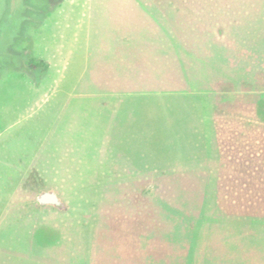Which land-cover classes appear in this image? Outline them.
Here are the masks:
<instances>
[{"label": "rangeland", "instance_id": "374dc122", "mask_svg": "<svg viewBox=\"0 0 264 264\" xmlns=\"http://www.w3.org/2000/svg\"><path fill=\"white\" fill-rule=\"evenodd\" d=\"M29 59L47 69L30 70ZM113 94L123 121L209 100L208 157V125L110 137ZM104 102L115 107L105 112ZM119 140L126 155L111 148ZM243 160L260 185L227 179ZM41 191L56 192L60 207L33 204ZM262 194L264 0H0V238L21 243L16 251L29 232H49L40 223L78 222L81 260L96 236L94 264H103V242L126 262L141 249L143 264H264V220L212 222L194 211L206 199H239L262 216ZM171 221L194 224L196 238L171 244V228H144L136 240L127 227Z\"/></svg>", "mask_w": 264, "mask_h": 264}, {"label": "crops", "instance_id": "0c3cea01", "mask_svg": "<svg viewBox=\"0 0 264 264\" xmlns=\"http://www.w3.org/2000/svg\"><path fill=\"white\" fill-rule=\"evenodd\" d=\"M220 84V83H219ZM224 84L230 85V82H225ZM215 86H217V83H215ZM219 95L220 101H224L222 99L223 93L219 92L217 93V96ZM228 97V100L224 101L226 103H232L233 102V97L232 96H226ZM112 99L117 100L116 110H112L114 107H112L111 103H105L104 106L102 107L105 112H109V109L112 110L109 114V118L105 121V132L106 134H110V137L117 136V137H124V134H128L131 132V130H135L136 134H142L144 131L149 130V128L152 130V132L157 133V131H161L160 127L166 128L167 126H171V133L173 132V129L179 125L180 129L182 131H186L185 125L187 127L189 125L192 126H199L200 130L203 128V131H205V128L210 126V135L208 137L207 143H206V148H205V153L204 156L208 157L209 151H210V146L213 138V124H212V118H211V112L209 109V100H205V102H202V109L201 106H198L194 112L191 107H188L191 112H161L158 108L150 109L148 112H126L124 115L125 119L123 121L122 119V107L121 105L118 104L120 98L118 95L113 94L109 101ZM208 99V98H207ZM212 99L211 101L212 104H215L218 100V97L210 98ZM222 99V100H221ZM104 100V101H108ZM219 101V100H218ZM79 105V103H77ZM66 106L65 111L67 112V107ZM172 106V105H171ZM204 108V111H203ZM118 109V111H117ZM69 112H74V110H71ZM145 114V120L140 119L137 115H144ZM193 114L197 115L196 121H192L191 118ZM75 116V115H74ZM74 118V117H73ZM72 123H74L73 120H71ZM129 127H132V129H127ZM206 133V131H205ZM107 138V137H106ZM111 140V138H110ZM121 144L122 141L119 140ZM116 142V141H115ZM208 144V145H207ZM118 146V147H117ZM125 145H114L111 148L116 149L119 153L121 150L124 151ZM136 146H131V149H136ZM208 148V150H207ZM121 151V152H123ZM208 152V155H207ZM124 153V152H123ZM125 154V153H124ZM126 155V154H125ZM236 173L233 172V175L227 176V179L231 180H236L239 179V176H235ZM256 176H252L249 174V179L255 180ZM259 178V177H258ZM41 191L39 194H41ZM54 192V191H50ZM56 194V192H54ZM234 190H228L227 189V194L233 197ZM37 195V196H38ZM57 195V194H56ZM202 195V194H201ZM203 196V195H202ZM59 198V196L57 195ZM37 199V198H36ZM60 203L61 200L59 199ZM33 202V201H32ZM36 206H39L40 208H54L58 209L61 204L58 206L55 205H50V204H38L37 201H35ZM206 203L203 204L201 202V208L196 209L194 211L196 212H201L208 214L210 219H212V222H218V221H229L230 219L233 220V224H248L251 222V220H254V223L258 220H264V215L258 216L256 213H260V211H257L256 207L253 206V204H250V201H248L247 205L244 203V205H240L241 203L239 202V199H237V202L232 204H213L209 203L208 199L205 201ZM208 202V203H207ZM237 203V204H236ZM205 205V206H204ZM62 211L61 212H66L68 210L67 205L62 206ZM264 209V208H262ZM50 212H53L54 210L50 209ZM261 210V209H260ZM49 212V213H50ZM264 212V210L262 211ZM211 215V217L209 216ZM205 216L204 219L208 220L207 217ZM44 219V218H42ZM48 219V215H47ZM1 222V221H0ZM188 223L183 222V221H171V224H165L162 222H147V224L143 223H138V222H130L127 227H130L131 229H136L135 232V239L136 240H143L144 239V234L143 232H140L138 234L137 230L138 229H144V228H150L154 230L155 228H171V244H174V242L179 239L180 243H184L187 240H190L192 238H196L197 234H193L191 231L193 225L191 227H187ZM41 227L47 229V232L45 235L37 234L38 236L36 240L32 239V236L34 235L33 232H29L27 234L25 243L23 247H25V252L20 253L19 251H16V247H20L21 243H11L10 239L7 238H0V264H76L84 262L85 264H94L95 263V247L96 244L98 243L96 240V236L92 240V245L88 247H92V255H90V252L85 255V258L88 257L87 259L81 260L80 258V252L78 249V243H80L79 239V232H78V222L74 224L73 222L70 223H62V224H57L54 222L51 223H40L38 224ZM60 225V226H59ZM75 225V227H74ZM7 228V227H4ZM34 228V227H33ZM35 229V228H34ZM67 231L65 232L64 230ZM174 229H178V231H173ZM181 229H184L183 231H180ZM187 229H189L187 231ZM151 234H153L151 239H156L157 236L155 235L156 233L153 231ZM105 236V235H104ZM132 236H130L131 238ZM106 237H103V240H105ZM27 241V243H26ZM101 241V239H100ZM103 252L105 253V256L103 258V264H111V256L112 254V249L111 245L106 244L103 242ZM90 244V242H89ZM77 245V246H76ZM6 246H11V248L5 249ZM9 250V251H8ZM33 250H36L33 252ZM136 254L138 253L137 248H136ZM142 254V250H139V254ZM139 255V260L137 257L136 259H133L129 262H126L122 259H114L115 264H143V259L142 255ZM72 257L75 258V260L72 259ZM74 262V263H72ZM113 262V261H112ZM99 264H102V262H99Z\"/></svg>", "mask_w": 264, "mask_h": 264}, {"label": "trees", "instance_id": "16d2710c", "mask_svg": "<svg viewBox=\"0 0 264 264\" xmlns=\"http://www.w3.org/2000/svg\"><path fill=\"white\" fill-rule=\"evenodd\" d=\"M26 65H27V68H29L30 70H35V69H44V70H46L47 69V63H45L44 61H37V60H34V59H29L27 62H26ZM227 89H231L230 88V86H228V85H226V84H224L223 85V87H222V91H224V90H227ZM260 95V94H259ZM260 97H262L261 95H260ZM222 99L224 100V101H226V100H228V97H226V95H224V96H222ZM249 166L247 165V163H246V160L244 161H241L240 162V164L237 166V168L236 169H234V172L236 173V174H241V176L242 177H240L239 176V179H237L238 180V183L240 182V184L242 185V186H247V185H249V184H253V181L254 180H252V179H249V174L248 175H246V173H248V171H249ZM249 181H251V182H249ZM258 185H260L259 184V181L257 180V179H255V187L256 186H258ZM252 187V186H251ZM245 194V193H244ZM247 194V193H246ZM245 194V195H246ZM264 194H262V196H263Z\"/></svg>", "mask_w": 264, "mask_h": 264}, {"label": "water", "instance_id": "95a60500", "mask_svg": "<svg viewBox=\"0 0 264 264\" xmlns=\"http://www.w3.org/2000/svg\"><path fill=\"white\" fill-rule=\"evenodd\" d=\"M38 204H50L58 206L60 204L59 198L54 192L45 191L37 196L36 199Z\"/></svg>", "mask_w": 264, "mask_h": 264}]
</instances>
